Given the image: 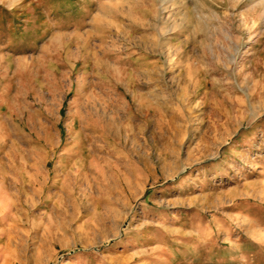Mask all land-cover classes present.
I'll list each match as a JSON object with an SVG mask.
<instances>
[{
	"label": "rangeland",
	"instance_id": "rangeland-1",
	"mask_svg": "<svg viewBox=\"0 0 264 264\" xmlns=\"http://www.w3.org/2000/svg\"><path fill=\"white\" fill-rule=\"evenodd\" d=\"M0 264H264V0H0Z\"/></svg>",
	"mask_w": 264,
	"mask_h": 264
}]
</instances>
